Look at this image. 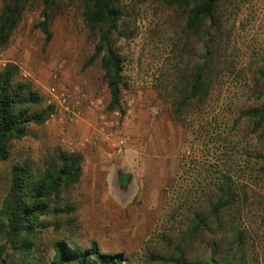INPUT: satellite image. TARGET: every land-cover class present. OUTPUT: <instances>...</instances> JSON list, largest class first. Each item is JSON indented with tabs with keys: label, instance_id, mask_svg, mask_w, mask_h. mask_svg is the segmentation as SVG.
I'll return each instance as SVG.
<instances>
[{
	"label": "rangeland",
	"instance_id": "rangeland-1",
	"mask_svg": "<svg viewBox=\"0 0 264 264\" xmlns=\"http://www.w3.org/2000/svg\"><path fill=\"white\" fill-rule=\"evenodd\" d=\"M44 1L30 0L9 45L0 48V72L15 66L16 81L38 93L39 110L49 108L48 88L78 86L81 121L31 124L26 138L10 144L9 158L0 162V209L15 165L38 172L68 152L82 157L83 166L79 183L53 204L75 211L46 218L32 261L50 264L52 242L60 237L123 254L126 264H168L162 258L178 251L208 256L217 227L209 221L201 232L196 224L225 190L232 197L226 223L234 222L245 238L231 244L233 254L264 264V130L255 133L241 117L264 103V88L256 85L264 67V0H224L214 31L215 47L223 48L219 74L209 97L183 110L180 89L203 53L186 32L185 13L163 0H123L116 48L128 88L116 111L109 110L100 62L85 69L98 38L83 22L82 1H56L47 18L49 40L38 28ZM3 5L0 0V13Z\"/></svg>",
	"mask_w": 264,
	"mask_h": 264
},
{
	"label": "trees",
	"instance_id": "trees-1",
	"mask_svg": "<svg viewBox=\"0 0 264 264\" xmlns=\"http://www.w3.org/2000/svg\"><path fill=\"white\" fill-rule=\"evenodd\" d=\"M57 0H45L44 21L38 28L50 39L48 13ZM82 18L86 28L97 35L93 57L85 69L100 62L107 82L111 100L110 111L121 107L122 93L128 88L123 76L124 59L116 48L117 37L122 34L125 16L123 0H81ZM30 0H4L0 13V48H6L21 23ZM164 4L183 11L186 15V32L202 45L203 53L185 75L180 89V110L205 101L212 89L215 77L222 64V50L215 47V29L219 30L217 18L224 0H163ZM256 85L264 88V67L257 73ZM40 97L27 83L16 81L15 66L9 65L0 72V162L9 158V146L13 141L27 137L31 124H43L54 112L53 108L39 110ZM253 126L255 133L264 130V103L241 113ZM264 162V153L259 154ZM82 157L61 152L49 162L45 170L35 172L31 167L15 165L6 196L0 209V229L5 243L0 246V264H37L32 261L36 240L46 230L49 215H70L74 207L53 206L62 191L79 183L82 176ZM222 192V197L208 215L196 224L198 231L208 230V222L216 225L211 253L208 256L188 257L184 251L162 258L168 264H246L233 254L234 243L243 244V233L235 223H226L232 197ZM227 224V225H226ZM228 228V229H227ZM224 230V231H223ZM228 233L236 240L230 241ZM234 244V245H231ZM54 256L50 264H126L123 254H108L93 244L90 248L74 245L66 238H55L52 242Z\"/></svg>",
	"mask_w": 264,
	"mask_h": 264
},
{
	"label": "built area",
	"instance_id": "built-area-1",
	"mask_svg": "<svg viewBox=\"0 0 264 264\" xmlns=\"http://www.w3.org/2000/svg\"><path fill=\"white\" fill-rule=\"evenodd\" d=\"M24 78L28 77V74L22 70ZM46 105L49 108H53L54 112L48 121H57L59 124H65V120L70 125H76L80 123L79 116V102L77 99L82 97V90L78 86H74L70 90L64 89L60 92L57 86H52L47 90ZM85 144H81L83 146Z\"/></svg>",
	"mask_w": 264,
	"mask_h": 264
}]
</instances>
